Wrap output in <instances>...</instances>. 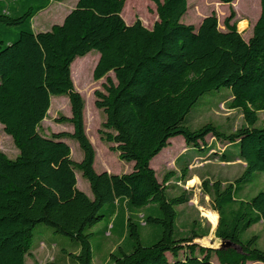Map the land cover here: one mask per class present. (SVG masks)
I'll return each mask as SVG.
<instances>
[{"label": "trees", "instance_id": "obj_1", "mask_svg": "<svg viewBox=\"0 0 264 264\" xmlns=\"http://www.w3.org/2000/svg\"><path fill=\"white\" fill-rule=\"evenodd\" d=\"M61 1L0 0V125L18 150L15 159L0 152V264H24L38 224L78 243L79 252L69 254L77 264H93L90 229L113 216L120 199L129 210H148L142 220L159 226V238L143 245L141 220L128 215L130 250L116 247L109 264H214L213 257L217 264H264L258 237L241 240L252 225L264 228V191L237 197L255 172L264 173V127H255L258 112L264 110V0H259V16L247 40L237 29L231 6L222 21L224 30L215 12L198 27L184 24L187 0H150L157 14L151 28L138 18L130 25L124 22L125 0H77L61 24L34 33L35 14ZM92 50L99 54L92 78H105L101 90L93 91L94 106L105 115L97 132L120 160L133 162L126 173H96L93 168L95 152L85 133L84 102L70 73L74 60ZM220 88L230 91L228 108L240 110L244 124L230 133L211 123L196 130L185 126L198 99ZM51 96L68 98L70 116L54 121L70 124L71 132L40 133ZM207 135L236 144L237 158L244 163L240 176L225 186L219 180L201 182L218 217L214 236L233 247H201L193 242L198 237L193 230L175 236V208L189 197L185 190L167 197L175 173H165L159 182L150 167L170 138L181 136L185 145L202 150ZM66 139L77 141L79 162L71 159ZM75 169L88 181L91 197L76 187ZM187 176L185 167L175 178L184 181ZM209 221L215 224L214 214Z\"/></svg>", "mask_w": 264, "mask_h": 264}, {"label": "rangeland", "instance_id": "obj_2", "mask_svg": "<svg viewBox=\"0 0 264 264\" xmlns=\"http://www.w3.org/2000/svg\"><path fill=\"white\" fill-rule=\"evenodd\" d=\"M73 0H65L55 2L51 7L67 10ZM235 11L234 21H237V29L242 33L245 39L247 34L251 33L240 29L238 23L241 20H247L248 25L253 23L259 10V0H234L231 4L219 2L218 0H187V11L183 15L181 21L184 24H192L197 27L199 22L205 17L215 12L218 20V25L221 30L223 19L229 13V7ZM121 16L124 22H129L131 18H138L143 25H152L157 20L155 4L150 0H125ZM42 14L36 13L32 18L34 29L35 23H38V18ZM52 13H48L47 19L43 21L44 26L49 24H59V21H54ZM40 23H38L39 25ZM97 51L92 50L84 57H77L73 62V79L77 88L81 90V97L84 102L83 120L85 133L90 143L93 146L96 158L93 163V168L96 173L102 171L103 163L109 166H115V174L119 172L126 173L131 170L132 162L122 161L118 158L117 153L109 152L111 143L100 140L98 129L101 123L105 120V115L102 110L94 106L93 91L101 90V83L105 78L94 81L92 71L95 65ZM113 78V74H108ZM76 90V89H75ZM77 91V90H76ZM53 99V107L55 110L47 111L46 117L40 124V133L44 136H49L51 133L60 131H72L71 125L68 123H56L54 119L60 115H70V106L66 96H51ZM61 97V98H60ZM57 99V100H56ZM230 99V91L227 88H220L204 93L198 101L191 107L186 115L183 124L191 130H196L201 126L211 123L217 129L224 133H230L244 124L242 114L238 109L228 108L227 101ZM67 100V103L62 102ZM257 128L264 127V110L258 112V120L255 124ZM1 133V132H0ZM181 136H175L169 139L167 147L172 153L155 156L150 161V167L154 170L157 180L160 182L163 175L169 171H173L176 177L185 167L188 169V176L184 181H177L172 178L169 183L170 188L166 191V196L179 195L183 190L187 192L189 200L187 203L179 205L175 208L178 211L176 221L175 236H188L193 230L198 237L193 240L194 243L201 247L216 248L220 245L221 240L214 236V231L217 225V214L212 210L210 196L201 190V182L207 180L209 183L219 180L225 186L240 176L243 170V162L238 157V146L236 144L227 145L215 140L211 135L205 137L204 147L207 146V155L205 158H198L186 165V157L181 156V153H186L187 150L180 149L183 146ZM67 144L70 147L71 159L79 162L82 158V150L74 139H67ZM14 147V146H13ZM15 149V147H14ZM192 156H204L206 151L199 150L194 147L190 150ZM10 156V153H6ZM187 155V154H185ZM226 155L227 157H223ZM231 161L226 162L225 160ZM191 165V166H189ZM116 167L118 169H116ZM118 170V171H117ZM76 187L91 197L88 181L82 176L78 169H75ZM264 191V173L255 172L251 180L238 193V198H251L256 193ZM106 208L100 212L104 213ZM126 215L141 220V243L145 246L153 244L159 238L158 225H145L142 220L144 213L148 210L130 209ZM123 211L118 210L116 216L104 218L101 222L90 229L93 235L90 238L93 264H103L104 259L108 257V252L113 246L121 247L124 251L130 250L131 241L127 236L126 226L122 219ZM214 214L216 221L212 225L209 221L210 215ZM140 214V215H139ZM114 225L113 230H108L111 236L104 235L105 228L108 223ZM258 237L257 247L264 250V228L261 223L252 225L249 229L241 234V240H247L250 236ZM201 242H208V246L201 245ZM115 250V249H114ZM113 250V251H114ZM112 251V252H113ZM79 245L70 238L52 231V229L44 224H38L33 229L32 242L29 250V255L25 256L24 264H77L69 254H77ZM168 260H172V256L166 254ZM180 252L178 257H182ZM213 263L217 264L216 258L213 257ZM247 264H259L258 262H248Z\"/></svg>", "mask_w": 264, "mask_h": 264}, {"label": "crops", "instance_id": "obj_3", "mask_svg": "<svg viewBox=\"0 0 264 264\" xmlns=\"http://www.w3.org/2000/svg\"><path fill=\"white\" fill-rule=\"evenodd\" d=\"M65 1V0H64ZM76 2H77V0H73V2L71 3V5L70 6H68L69 8L67 9V10H65V11H61L60 9H56L55 7H51L55 2H50L49 4H48V6L45 8V9H43V10H41V11H39L38 12V14H42V17H40V18H38V23H40L39 25H38V23H35V26H36V29L37 30H35L34 29V25H33V23H32V21H31V27H32V30H33V32L34 33H37V32H44V31H48V30H50V28H51V26L52 25H55V24H49V26H44V24H43V21L45 20V19H47V15H48V13L50 14V13H52V17L51 18H53V20L54 21H59V24H61L62 23V21H63V19H64V17L68 14V12L71 10V9H73L74 8V6H75V4H76ZM259 12H260V7H259V10H258V13H257V16H256V18L254 19V21H253V23L250 25V27H249V25H248V21L247 20H241V21H244L245 22V28H244V31H248V32H250L251 31V33H249V34H247V37L245 38V40H247L250 36H251V34H252V27H253V25H254V23H255V21L257 20V18H258V16H259ZM135 21V19L134 18H131V20L129 21V22H126V24L127 25H130V24H132L133 22ZM143 24V23H142ZM199 24H200V22H199ZM198 24V25H199ZM153 25V24H152ZM152 25H144L145 27H147V28H151L152 27ZM198 27V26H197ZM240 32V31H239ZM242 34V33H241ZM98 58H99V54H97L96 55V58H95V64H96V62H97V60H98ZM73 63L71 64V66H70V73H71V80L73 79V71H74V69H73ZM95 66V65H94ZM72 82H73V86H74V88L81 94V90L79 89V88H77V85L75 84V82H74V80H72ZM61 98V97H60ZM57 100V99H56ZM65 102L67 103V100H64L62 103L63 104H65ZM53 99H52V97L50 98V106H49V109H48V111L50 112V110L52 109V110H55V107H53ZM70 106V105H69ZM64 116H67V117H69L70 115H64ZM69 125V124H68ZM0 152H2L3 154H5L6 156H7V154L6 153H10V156H7L9 159H15L16 157H17V155H18V150L16 149V147L14 146V144H13V141H12V139H11V137L9 136V135H7L6 133H4L3 132V130H2V125H0ZM67 132H71V131H67ZM67 140V139H66ZM66 140H64L65 142H66ZM170 142V141H169ZM181 142H182V144H183V146H181L180 147V149H182V150H187L186 151V153H181V156H185L186 157V165H188V164H190L193 160H196V159H198V158H205V157H208V155H207V146H205L204 147V149L202 148V151H206V153H205V155L204 156H199V155H194V156H192V154L190 153V150H193V146H187V145H185V143H184V140L183 139H181ZM67 143V142H66ZM170 145V144H169ZM15 147V149H14V147ZM110 146H112V144H110ZM109 146V147H110ZM200 150V149H199ZM109 152H113V153H115L114 151H111V150H109ZM168 153H171L170 151H169V148L168 147H165V148H163L156 156H161V155H165V154H168ZM172 154V153H171ZM185 154H187V155H185ZM95 158H96V153H95ZM95 158H94V160H95ZM226 162H230L231 160L230 159H228V160H225ZM103 163V167H102V171L101 172H107V173H109V174H115V166L117 165V163H116V165H114V166H109L107 163H105V162H102ZM189 166H191V165H189ZM132 167H133V162H132V165H131V169H132ZM243 167H244V164H243ZM116 169H118L117 167H116ZM118 171V170H117ZM129 171H131V170H129ZM129 171H127V172H129ZM189 172V171H188ZM121 173H123V172H119V174H121ZM176 175V174H175ZM176 177V176H175ZM172 180V179H171ZM170 180V181H171ZM170 181H169V183H170ZM118 210H122L124 213H123V216H122V219H123V221H124V224H125V219L127 218V213H129L128 211H130L129 209H128V206H127V204H126V201L125 200H123V199H120L118 202H116L115 203V213H114V215H113V217L114 216H116V214H117V211ZM176 212H177V217H176V221H177V218H178V211L176 210ZM140 215V214H139ZM217 219H218V217H217ZM113 228H114V225L113 224H111L110 222L107 224V226H106V228H105V231H104V235L105 236H107V237H109V236H111V233L108 231L109 229L110 230H113ZM115 246H116V244H115ZM115 246H113V248L111 249V250H109V252H108V256H109V254L115 249ZM109 258L107 257L106 259H104V262H103V264H109V260H108ZM93 260H94V258H93Z\"/></svg>", "mask_w": 264, "mask_h": 264}, {"label": "water", "instance_id": "obj_4", "mask_svg": "<svg viewBox=\"0 0 264 264\" xmlns=\"http://www.w3.org/2000/svg\"><path fill=\"white\" fill-rule=\"evenodd\" d=\"M234 245L230 241H221L217 248L233 247Z\"/></svg>", "mask_w": 264, "mask_h": 264}, {"label": "bare ground", "instance_id": "obj_5", "mask_svg": "<svg viewBox=\"0 0 264 264\" xmlns=\"http://www.w3.org/2000/svg\"><path fill=\"white\" fill-rule=\"evenodd\" d=\"M238 26L240 29H244L245 28V22L244 21L239 22Z\"/></svg>", "mask_w": 264, "mask_h": 264}]
</instances>
